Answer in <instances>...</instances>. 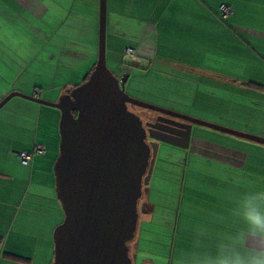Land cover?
<instances>
[{"label":"crops","instance_id":"obj_1","mask_svg":"<svg viewBox=\"0 0 264 264\" xmlns=\"http://www.w3.org/2000/svg\"><path fill=\"white\" fill-rule=\"evenodd\" d=\"M104 3L105 60L110 70L114 67L116 73L124 63L129 76L131 69L139 68L155 77L174 69L186 77L183 82L189 80L193 96L165 107L191 115L196 108L207 110V100L214 99L215 106L218 101L229 103V111L215 112V119L209 121L264 136V0ZM221 3L232 8L227 18L220 17ZM99 6L100 0H0V101L11 92L34 97L38 89L36 98L56 102L82 83L97 60ZM128 46L135 50L133 61L122 56ZM200 78L230 94L202 93L196 86ZM231 91L241 98L251 96L252 105L234 102ZM237 114L246 117L238 119ZM225 116L228 122H219ZM59 118L57 108L20 96L10 97L0 107V264L52 262L53 229L63 219L53 171ZM201 131L197 133L192 125L188 147L181 149L187 157L193 156L194 168L197 161H204L210 169L184 171L182 187L188 178L192 197L182 194L178 206L167 214L166 205L157 211L156 203L147 198L137 205L141 215L132 238V264H137L144 223L155 218L170 230L167 251L172 264L198 235L211 247L220 235L239 227L237 200L242 193L264 189V144L208 127ZM37 142L45 145L44 154L21 163L18 153L31 150ZM179 224L180 240L173 233Z\"/></svg>","mask_w":264,"mask_h":264},{"label":"water","instance_id":"obj_2","mask_svg":"<svg viewBox=\"0 0 264 264\" xmlns=\"http://www.w3.org/2000/svg\"><path fill=\"white\" fill-rule=\"evenodd\" d=\"M128 77L124 73L117 78L106 65L105 3L100 0L97 60L87 78L56 102L19 92L0 101L1 107L10 97L20 96L60 111L53 171L63 219L53 229L50 264H132L128 242L135 232L138 199L150 179L158 142L187 148L195 124L264 144V136L135 99L124 90ZM128 104L159 116L143 122ZM164 124L182 130V135L163 129ZM151 129L161 136L151 134ZM146 135L154 141L147 142Z\"/></svg>","mask_w":264,"mask_h":264},{"label":"rangeland","instance_id":"obj_3","mask_svg":"<svg viewBox=\"0 0 264 264\" xmlns=\"http://www.w3.org/2000/svg\"><path fill=\"white\" fill-rule=\"evenodd\" d=\"M111 71L115 73L114 67H111ZM154 71L156 73L155 69ZM147 76L149 78H147ZM163 76L154 77L153 75L151 76L143 73L142 70L139 68L131 69V74L125 83L124 90L128 95H130L135 99L164 108H168L165 106H176L177 104L173 105L170 103L173 100H178V99L182 100L183 98L187 99L189 96L191 97L193 96L191 95L192 86L188 85L189 80L183 82V80L186 79V77H184L183 75L182 76L179 75L178 72H176V70L166 69L165 74H163ZM200 80L201 81L198 82L196 86H198L199 90L202 93L203 92L207 93L210 90L211 93L213 94L216 93L217 96H221V97L230 94V90L223 89L222 87H220L219 84H215L213 82L212 83L204 82L206 80L205 78H200ZM204 88L207 90H203ZM231 93L238 97L241 96L240 93L236 91H231ZM236 96L233 97L234 102H238L240 104H247V105L248 102L250 103L249 99L251 98V96H246L245 98H241V97L238 98ZM189 100H192V98L189 97ZM207 102L209 104L206 106L207 110L202 111L196 108L191 112L189 110L186 111H189L191 113V116L195 118H199L210 122L209 120L215 119L214 117L215 112L222 113L223 115L224 110L228 109L229 111L230 109L229 107L231 106V104L229 103L221 105L220 101H218V106H215L213 105L214 99L207 100ZM250 105H252V103H250ZM233 107H234L233 111L236 112L235 110L236 108L234 105ZM127 108L130 111L137 114L144 121L149 120V118H154L156 116L155 111L151 109L135 106L133 104H128ZM235 117L239 119L241 117H246V115L241 116L240 114H237L235 115ZM219 122L221 123L228 122V117L225 116L221 118ZM193 129H195V131H198L197 133L199 134H202L201 130L207 131V127L201 125H195V124L193 125ZM207 133L208 132L204 131V134L208 138L210 137V135ZM183 150L181 148L165 143L158 144L150 179L146 185H142L141 196L138 199V203H137L138 206L144 199L147 198L149 201L156 203L157 211L164 209V208L161 209V206L166 205L164 210H166L165 214H167L168 212H170L171 209H175V207L178 206V201H179L178 198L181 197L182 194L185 197H192L190 192L187 190V187L190 184L188 178H186L187 179L186 184L182 187L183 185L182 174L187 169H195L194 170L195 172H197L198 170H208L207 168L210 169L209 167L210 163L204 161L201 162L197 161V163L199 164L196 165L197 168H194L193 165H195L194 164L195 160L193 159V156H191L190 158L189 156L187 157V153L183 152ZM191 202L192 201H190V203ZM137 211L139 213L138 216L141 215L139 212L140 210L137 209ZM159 214L161 213L159 212L158 215ZM189 217H190L189 219L192 220L193 215H189ZM138 221L140 222L139 219ZM169 231L170 230L167 229L166 226L162 225V223L157 221V219L155 218L150 223L143 224L142 232L140 235V241L137 245V249H138L137 264H170L169 263L170 253L169 251H167L168 248L167 245H169L170 243V239L167 233ZM173 233L176 237L175 239H179V240L181 239L182 228L180 224H179V228L176 226L175 232ZM132 247H133V242L131 240L128 242L129 256L132 255ZM174 247L178 248L176 244H174ZM146 259L150 263H147ZM33 264H42V261L36 260L34 261Z\"/></svg>","mask_w":264,"mask_h":264},{"label":"clouds","instance_id":"obj_4","mask_svg":"<svg viewBox=\"0 0 264 264\" xmlns=\"http://www.w3.org/2000/svg\"><path fill=\"white\" fill-rule=\"evenodd\" d=\"M235 216L239 227L220 235L211 247L198 235L172 264H264V189L242 193Z\"/></svg>","mask_w":264,"mask_h":264},{"label":"built area","instance_id":"obj_5","mask_svg":"<svg viewBox=\"0 0 264 264\" xmlns=\"http://www.w3.org/2000/svg\"><path fill=\"white\" fill-rule=\"evenodd\" d=\"M219 12H220L221 18H227L232 14V8L225 3H221L219 5ZM122 56L125 57L126 59H128L129 61H133L134 59H136V54H135L134 48H132L130 46L125 47L123 49ZM124 73H129V69L123 63V65L119 68V70L114 74L117 76V78H120ZM39 94H40V91L38 89H35L33 91L34 97H38ZM45 150H46L45 145L43 143L37 142L33 145L31 150L20 151L18 153V159L21 163L27 164L33 155L44 154Z\"/></svg>","mask_w":264,"mask_h":264},{"label":"flooded vegetation","instance_id":"obj_6","mask_svg":"<svg viewBox=\"0 0 264 264\" xmlns=\"http://www.w3.org/2000/svg\"><path fill=\"white\" fill-rule=\"evenodd\" d=\"M157 116H159V113L156 112V116H155L154 118H149V120H146V121H154L155 118H156ZM163 117L169 118L167 115H163ZM175 120H177V121H183V120L178 119V118H175ZM142 121L145 122L144 120H142ZM169 125H171V124H169ZM169 125H168V124H164V125H162V127H163V129H165V130H171V131H173V132H178L179 134L182 135V133H183L182 130H178V129H176V128L172 127V126H169ZM145 129H148V127L145 126ZM150 133L153 134V135H156V136H161V134H162L161 132H159V131H157V130H154V129H151V130H150ZM146 141H147V142H152V141H154V140H153L152 138H149V137L146 135ZM158 143L160 144V143H162V142H158Z\"/></svg>","mask_w":264,"mask_h":264},{"label":"trees","instance_id":"obj_7","mask_svg":"<svg viewBox=\"0 0 264 264\" xmlns=\"http://www.w3.org/2000/svg\"><path fill=\"white\" fill-rule=\"evenodd\" d=\"M1 244H2V237L0 236V248H1Z\"/></svg>","mask_w":264,"mask_h":264}]
</instances>
